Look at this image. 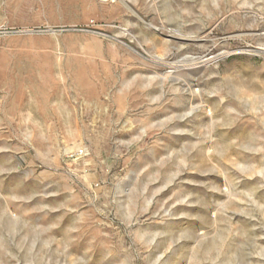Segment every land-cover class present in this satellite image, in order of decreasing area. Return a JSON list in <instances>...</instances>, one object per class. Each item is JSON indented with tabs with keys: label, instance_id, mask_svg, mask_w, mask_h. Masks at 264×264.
I'll return each instance as SVG.
<instances>
[{
	"label": "rangeland",
	"instance_id": "374dc122",
	"mask_svg": "<svg viewBox=\"0 0 264 264\" xmlns=\"http://www.w3.org/2000/svg\"><path fill=\"white\" fill-rule=\"evenodd\" d=\"M0 264H264V0H0Z\"/></svg>",
	"mask_w": 264,
	"mask_h": 264
}]
</instances>
